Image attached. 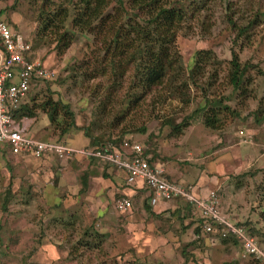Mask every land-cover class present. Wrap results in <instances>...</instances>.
I'll use <instances>...</instances> for the list:
<instances>
[{"label": "rangeland", "instance_id": "374dc122", "mask_svg": "<svg viewBox=\"0 0 264 264\" xmlns=\"http://www.w3.org/2000/svg\"><path fill=\"white\" fill-rule=\"evenodd\" d=\"M50 1L43 6L44 10L54 12L60 2L62 7L66 4V0ZM181 1L196 5L202 4L203 0ZM42 2L0 0V9L3 11L0 12L1 22L7 23L12 31L23 34L32 46L33 57L54 71L52 79L41 80L33 85L29 96H33L37 102L50 96L67 103L78 128L74 131L82 135L87 131L88 136L85 137L88 140L94 137L104 140L122 135L124 140L140 143L149 154L151 150L155 152L154 160L169 163L170 170L175 171L181 180H197L196 185L216 188L219 209L230 219L247 220L260 226L262 223L258 216L263 200L259 185L264 183V118L259 116L261 119L258 117L255 120L253 113L257 106H264V22L249 29L233 44V33L223 21V0H204L203 8L206 10L199 14H207L206 21L198 15L192 20L187 18L185 27L176 34L175 46L181 69L176 71L179 77L175 85H172L173 88L164 81L142 92L139 89H127L128 76L120 79L119 85L113 86L111 78L107 76L86 80L80 74L79 65L93 53L91 48H94V43L89 34L71 29L72 1L68 4L69 14L65 25L59 29V32L71 30L73 33L69 45L62 52L55 50L56 32L52 30L37 36ZM236 3L238 13L234 16H242L246 20L251 9L247 0H236ZM197 16L204 24H200ZM261 18H264V14ZM231 48L236 51L240 66L247 63L238 91L232 89L225 76ZM197 49H210L215 55V63L197 75L196 80L206 90L205 96L220 99L217 129L202 124L198 108L204 103V91L202 93L201 88L194 86L186 76ZM212 69L216 79L208 83ZM171 72L174 73V70ZM183 82L185 87L180 85ZM106 92H111L109 98H105ZM132 94L137 95L134 101ZM186 99L188 102H183ZM223 104L230 109H223ZM182 120L185 125L181 131L170 132L168 121L178 123ZM52 133V139L64 141L65 136L57 128L52 127ZM35 137L38 138V135ZM66 142L70 146L80 144L78 139L70 137H66ZM6 151L7 146L0 143V154ZM11 157L8 159L12 165L9 170L5 162L0 160V204L6 185L9 183L17 190V180H24L23 172L17 169L18 157ZM247 170H257V173L253 176H240ZM134 187L126 186L125 191H133ZM24 189L21 188L20 192ZM34 197L30 196L27 201L19 200L16 193L7 203L5 212L0 209V264H122V258L124 262L128 260L133 264L134 261L140 264H250L249 256H240L239 246L230 243L221 245L218 239L208 241L210 244L203 239L200 247L189 245V241L185 240H189L191 234L187 231L184 236L187 245L183 243L180 246L182 250L185 249L184 254L178 251L180 248L177 245H170V248L157 244L150 249L145 246V240L141 243L137 241L140 234L119 226L111 231L108 228L109 233L103 235V240L98 242L95 249L70 256L67 250L81 238L82 231L86 228L97 231L99 222L92 220L93 226H89L87 223L90 218L86 220L87 217L75 216L73 223L65 228L63 221L70 217L59 211L58 215H54L56 217H44L49 208L45 203L42 205L39 196ZM75 208L80 210L78 203ZM194 217L190 215V224ZM53 220L55 225L53 222L48 224ZM142 220L145 230L147 219ZM159 223L163 232H159L156 237L175 240L176 232L180 231L178 222L167 218L166 223L164 220ZM167 223L170 229H176L175 232L168 230ZM87 239L91 240L92 237L88 236ZM49 243L57 246L50 247ZM257 243L264 252V242L257 239Z\"/></svg>", "mask_w": 264, "mask_h": 264}, {"label": "trees", "instance_id": "16d2710c", "mask_svg": "<svg viewBox=\"0 0 264 264\" xmlns=\"http://www.w3.org/2000/svg\"><path fill=\"white\" fill-rule=\"evenodd\" d=\"M42 1L41 15H43L39 17L40 22L36 33L37 36L51 30L55 31L56 41L54 49L62 52L69 45L73 37L71 30L59 32V29L63 28V25H65V19L69 14L68 4L72 1L71 29L89 34L92 39L91 42L94 43V48H91L93 53L89 58L84 59L83 62L81 61L79 65L80 74L86 80L107 76L111 78L113 86L119 85L120 79L124 76H128L129 87L127 89H139L142 92L149 91L152 87L164 81H167V84L173 88L172 85H175V81L177 82V78L179 77L176 71L181 69L178 50L175 46L176 34L185 27L184 22L187 18L192 20L194 16L198 15L202 20L203 15L200 16L199 13L202 10H206L203 8L205 3L204 0L202 4L199 3L196 5L192 3L184 4V1L181 0H66L65 6H60V2L57 9L53 12L43 9L45 4L51 3L50 0ZM234 1L223 0L222 15L224 18L223 21L233 33L231 42L236 44L237 38L239 39L249 31V29L264 22V18H261V15L264 14V1L247 0V5H249L251 9L249 10L250 14L246 17V20L241 18L242 16H234L235 13H238L236 0ZM254 5L257 7L254 8ZM240 10L242 11V9ZM207 11L209 12V9H207ZM206 15L203 16L204 20L208 18V15ZM198 16L197 20L199 21ZM199 22L201 25L204 24L203 21ZM5 24L9 26L7 23ZM29 45L32 48L30 43ZM193 56V63L188 69L186 76L194 86L201 88L202 93L204 91V103L198 108V112H201V122L207 128L217 129L219 128L217 109L219 105H221L220 99H212L205 96L206 90L201 85L199 86L196 80L197 75H201L206 67L212 66L215 63V55L210 49H197L194 51ZM239 63L236 51L231 48L225 76H227L232 89H236L237 91L241 88L240 83L244 70L247 68V63L242 64V66H240ZM172 70H174V73L171 72ZM208 77V83L215 81L216 74L214 69H212ZM208 83L207 86L209 85ZM180 85L185 87L184 82ZM110 94L111 92H106L105 98H109ZM132 99L133 101L137 99V95L133 96L132 94ZM183 102H188V99ZM101 103L102 109L104 101ZM221 107L225 110L230 109L229 106L225 104ZM36 110L45 111L50 125L57 128L60 134L67 133L69 130L77 128L74 122L73 112L69 109L68 104L58 99H53L50 96H47L40 102H31L30 105L27 102L19 101L18 105L11 113L13 118L17 119L21 115L33 116ZM253 116L255 120L259 116L264 118V106H257ZM187 117L189 118L190 116ZM260 117L259 119H261ZM167 124L168 126L170 125V132L179 133L185 125V122L184 120L178 123H171L168 121ZM83 133L85 136H88L87 131ZM123 140L122 135L113 138L107 137L104 140L94 137L90 138V143L94 144V146L91 147L102 149L107 144L119 146ZM125 140L131 141L129 139ZM142 150L143 155L149 154V151L145 148ZM150 153L152 155L149 154L150 156H148L147 162L152 164L155 152L151 150ZM262 169L264 172V168ZM256 173L257 170H247L242 172L240 176H253ZM124 185L127 186L125 182ZM141 190L144 192L145 188ZM259 192L263 203L258 220H260L262 224H260V226L256 223L251 224L247 220H236V223L244 227L246 233L256 241L258 239L264 242V183L259 185ZM14 195L15 193L11 192V185L8 183L1 197L0 209L2 212H5L7 203ZM185 204L187 209L189 208L191 211L190 214H192L194 211L193 207L187 202H185ZM192 215H195L192 224H194V231L198 235L199 232H202L201 221L196 214ZM72 221L71 218H67L66 221H63V227L67 228L72 224ZM82 236L68 248V255L71 256L73 254L75 256V254L77 255L80 252L83 253L84 251L93 250L98 242L101 243V240H103V235L99 234L96 230H87V228L82 231ZM88 236L92 237V239L88 240ZM198 237H200V234ZM212 238L218 239L222 244L230 243L234 246H239L240 249L239 242L233 237L218 238L212 236ZM195 240L197 241V239ZM185 245H187V243ZM181 251L184 254L186 253L185 249H181L180 252ZM249 257L250 264H264V262L258 259L252 258L251 256ZM126 261L127 262H124L122 258V264H133V262ZM134 262L135 264H140L137 261ZM232 263L235 264V262Z\"/></svg>", "mask_w": 264, "mask_h": 264}, {"label": "crops", "instance_id": "0c3cea01", "mask_svg": "<svg viewBox=\"0 0 264 264\" xmlns=\"http://www.w3.org/2000/svg\"><path fill=\"white\" fill-rule=\"evenodd\" d=\"M0 12L3 11L0 9ZM25 55L27 58L39 62L38 59L33 57L31 47ZM37 82L33 81L29 84L28 90L22 96L20 102H27L30 105L31 102L37 101L32 95V97L29 96L33 85ZM15 121L33 139L39 141H59L52 139L54 137L52 126L49 123L47 114L43 110H36L33 116L21 115L19 118H15ZM76 129L73 128L67 133L61 134L65 136L64 141L62 140L64 144L68 145L66 137H70L78 139V143H80L77 146L68 145L72 148L79 149L94 146L85 137L84 133L82 135L79 131H74ZM36 135H38V138L35 137ZM6 152L0 154V160L5 162V167L9 170L12 165L8 159L14 154L10 153L9 150ZM16 156L19 162L17 169L23 172L24 180H17V190L11 186V192L15 193V195L17 193L19 200L27 201L32 195L35 197L39 196V200L43 202L42 205L45 203L46 207L49 208L46 209L47 212L43 215L44 217H56L54 215H58V211L62 215H67L72 220L75 219V216L87 217L86 220L91 219L87 223L89 226L92 225V220L99 222L100 227H97V232L104 236H107L109 233L108 228H110V231L116 230L118 226L126 228L127 231H132V233L135 231L137 234H140L137 241L141 243L145 240V246L150 247V249L155 248L157 244L161 246L166 245L170 248V245H177L180 248L185 241H189V245H198L200 247L202 246L203 239L207 241V244L209 243L208 241L212 242L216 240L212 236L208 237V239L207 235L202 232H199L200 237H198L199 234L197 235L194 231V224H190V215L193 213L190 214L191 211L189 208L187 209L184 201L173 199L159 201L155 205H150L145 190L144 192L141 190L143 187L136 184L133 191H125L124 172L98 158H88L77 152L62 159H58L54 155L38 157L30 155ZM152 164L161 166L163 175L168 179L185 186L189 185L195 188L198 194L201 195H206L212 191L217 197L216 188L208 189L203 184L196 185L197 180L192 182L181 180L175 171L170 170L169 163L153 160ZM23 185L24 187H21ZM21 188L25 189L20 192ZM121 196L128 197L131 202L130 209L126 213L116 212L113 207L112 200ZM76 203H78L80 210L75 208ZM141 218L147 219L145 230L143 229V220ZM167 218L168 220L173 219L178 222L180 226L181 232L179 230L176 232L177 237L173 241H168L165 237H161V239L156 237L159 232H163L161 223L159 222L164 220L166 223ZM52 222L53 225L56 224L54 220L49 221L48 224ZM136 225H139V227ZM166 226L168 230L175 232L176 229H170L169 223ZM187 231L191 234V238L184 241ZM163 236L165 235L163 234ZM220 244L227 245L228 243ZM52 245L57 246L56 244L49 243L50 247ZM239 254L241 257H245L241 254L240 249Z\"/></svg>", "mask_w": 264, "mask_h": 264}, {"label": "built area", "instance_id": "2783aa9c", "mask_svg": "<svg viewBox=\"0 0 264 264\" xmlns=\"http://www.w3.org/2000/svg\"><path fill=\"white\" fill-rule=\"evenodd\" d=\"M29 50L30 45L24 35L12 31L0 21V143H4L10 153L21 157L54 155L62 159L77 152L98 158L122 170L128 186L139 184L145 188L150 205L173 199L187 202L193 207V214L200 219L203 233L218 238L233 237L239 242L243 256L264 262V252L257 241L219 209L214 192L201 195L189 185L167 179L161 166L147 162L148 156L143 155V148L138 142L123 140L119 146L107 144L102 149H75L62 141H39L27 135L16 124L11 111L16 108L31 82L54 77L52 69L26 57ZM112 203L119 213L128 212L131 206L129 198L124 196L114 198Z\"/></svg>", "mask_w": 264, "mask_h": 264}]
</instances>
